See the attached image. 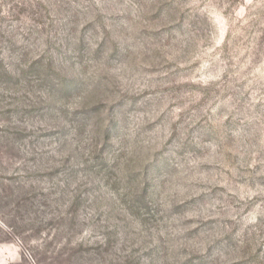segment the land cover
Masks as SVG:
<instances>
[{"label":"rangeland","instance_id":"1","mask_svg":"<svg viewBox=\"0 0 264 264\" xmlns=\"http://www.w3.org/2000/svg\"><path fill=\"white\" fill-rule=\"evenodd\" d=\"M0 264H264V0H0Z\"/></svg>","mask_w":264,"mask_h":264}]
</instances>
